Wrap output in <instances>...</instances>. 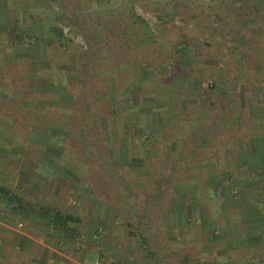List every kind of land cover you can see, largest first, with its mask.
<instances>
[{"label": "rangeland", "instance_id": "rangeland-1", "mask_svg": "<svg viewBox=\"0 0 264 264\" xmlns=\"http://www.w3.org/2000/svg\"><path fill=\"white\" fill-rule=\"evenodd\" d=\"M0 87V264H264V0H0Z\"/></svg>", "mask_w": 264, "mask_h": 264}, {"label": "crops", "instance_id": "crops-1", "mask_svg": "<svg viewBox=\"0 0 264 264\" xmlns=\"http://www.w3.org/2000/svg\"><path fill=\"white\" fill-rule=\"evenodd\" d=\"M264 107V105L262 106ZM264 110V108H262ZM264 118V116H263ZM255 142L252 143L251 141V145L250 148L252 150V158H253V162L256 163V167L254 169L255 172L258 173L259 178H264V136H257L255 137ZM239 150V148H238ZM237 163L240 161L238 159H236ZM262 163L261 165V169H259L260 167H258V165ZM244 168V167H243ZM258 168V169H257ZM250 168H247V170ZM255 174H253L254 176ZM60 210V209H59ZM61 210H65L63 211L64 213H70L73 215H77L79 216L80 214L77 213L78 209L77 207L75 208H68V207H62ZM77 210V211H76ZM79 213H82V210L80 209L78 211ZM27 225V223H26ZM29 226V225H28ZM27 227V226H26ZM29 229V228H28ZM27 228L25 229H17L16 225H9L7 224L5 221H0V257H3V244L2 242H8L9 243L13 242V245H15V247H17L18 249L16 250V253L18 254H25V255H29V253L27 252L29 245L32 244L34 242V240H37L35 238V235H33ZM3 231V232H1ZM44 238L47 240L48 237L44 236ZM43 238V239H44ZM46 240H41L38 242H41L42 244L46 245L47 248H44L43 250V256L44 258L48 259V264H59V249H55L52 246H49L46 243ZM59 237L56 236V241L59 243ZM19 242V245H18ZM23 242V245H20V243ZM3 245V246H2ZM27 247V249H26ZM30 262V261H29ZM44 264H47V261H44ZM230 264V263H229Z\"/></svg>", "mask_w": 264, "mask_h": 264}, {"label": "trees", "instance_id": "trees-1", "mask_svg": "<svg viewBox=\"0 0 264 264\" xmlns=\"http://www.w3.org/2000/svg\"><path fill=\"white\" fill-rule=\"evenodd\" d=\"M6 89L7 88L0 87V95L1 96L4 97L7 95V93L5 92ZM0 191L5 193V195H7V193L9 194V192H10L8 189H6L4 187H0ZM7 199H9V198H7ZM11 200H12V198H11ZM18 200L22 201V199H19V198H18ZM28 205H30V204H28ZM26 208H29V210L32 209L33 211H36L35 205H30V207H26ZM48 213L51 214L53 221H55L56 223L59 224V226H61L62 228L64 227L67 230H70V227H69L70 222L78 219L75 215L70 214V213H64L62 210H54L53 209V210H50ZM259 262H263V261L260 260Z\"/></svg>", "mask_w": 264, "mask_h": 264}]
</instances>
